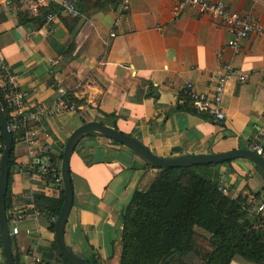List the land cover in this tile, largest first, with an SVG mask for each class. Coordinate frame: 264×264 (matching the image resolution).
<instances>
[{"label": "crops", "instance_id": "crops-1", "mask_svg": "<svg viewBox=\"0 0 264 264\" xmlns=\"http://www.w3.org/2000/svg\"><path fill=\"white\" fill-rule=\"evenodd\" d=\"M58 1L48 5L53 13ZM71 1L79 12L76 18L59 15L46 22L43 8L39 22L31 16L19 20L26 13L16 0H0V62L26 93V106L52 102L57 88L77 101L73 111L35 123L36 150L47 144L57 161L68 134L94 120L132 136L161 157L223 152L253 140L262 147L264 160V137L256 133L264 129L263 35H249L234 53L225 44L230 34L218 19L189 8L173 15L175 0H131L123 12L118 0ZM210 1H221L264 25V4L258 0ZM223 63L232 64L246 80L227 81L220 103L222 120L177 105L185 83L209 90ZM12 155L6 218L17 228L10 236L14 262L65 264L53 248L50 228L61 181H46L29 170L18 137ZM68 171L72 200L64 244L89 264H105L111 243L120 238V212L134 191L148 188L155 170L126 147L90 133L72 150ZM208 171L221 178L230 197L245 196L252 206L264 202L263 181L248 160L232 159ZM228 264L250 263L235 254Z\"/></svg>", "mask_w": 264, "mask_h": 264}, {"label": "trees", "instance_id": "trees-1", "mask_svg": "<svg viewBox=\"0 0 264 264\" xmlns=\"http://www.w3.org/2000/svg\"><path fill=\"white\" fill-rule=\"evenodd\" d=\"M27 17L22 13L19 20ZM31 19L41 20L39 16ZM65 97L76 104L70 96ZM0 104L9 122V109L2 103L1 96ZM10 133L13 145L20 132ZM60 156L61 153L56 161L49 153L55 171L41 175L46 181H52V175H58L55 164L59 163ZM229 161L169 168L145 164L155 170L153 180L145 191H134L120 212V238L111 243L112 253L105 264H228L235 254L250 264H264L263 216L246 211L251 204L245 196L230 197L219 192L218 180L208 171L212 166ZM12 163L11 149L8 166ZM9 195L8 172L5 212L10 204ZM61 202L62 192L55 202V214ZM50 228H53V222ZM53 248L60 261L65 262L55 243ZM11 252L13 255L12 246Z\"/></svg>", "mask_w": 264, "mask_h": 264}, {"label": "built area", "instance_id": "built-area-1", "mask_svg": "<svg viewBox=\"0 0 264 264\" xmlns=\"http://www.w3.org/2000/svg\"><path fill=\"white\" fill-rule=\"evenodd\" d=\"M54 0H16V3L24 12L31 17L40 16V10L45 9L43 20L48 22L59 15H65L76 18L79 12L71 0H59L58 11L53 13L48 6ZM131 0H118L117 8L120 12L127 11L130 7ZM264 4V0H258ZM189 8L199 15L209 16L218 19L225 26L230 37L226 40L232 52L236 53L239 49L240 42L249 35L264 36V25L248 14H240L231 10L221 1L210 0H175L172 6V14L177 15L181 10ZM112 35V34H110ZM230 78H235L237 82L246 80V76L240 73L232 64L223 63L214 72L212 76L211 88L207 91H198L194 86L187 82L181 89V95L177 99V105L186 108L194 113L205 115L212 120L220 121L224 114L220 108L222 95L225 85ZM58 97L48 104L34 103L26 106L24 91L19 90L14 84V77L9 72L7 66L0 62V96L1 101L9 109L8 130L10 132L18 130L20 135L18 139L24 144L26 154L29 158V170L37 174L44 175L55 171L51 166L49 153L50 149L47 144L35 149L37 129L35 123L41 118L53 116L62 111H73L74 106L68 102L64 91L57 88ZM257 135L264 137V129H258ZM3 143L0 142V153ZM246 148L251 149L257 155L262 153V147L255 141L250 140L246 143ZM53 181L59 182L58 175H52ZM217 190L227 195V190L220 183L218 178ZM246 211L252 215L263 216L264 202H259L256 206L247 207ZM9 235H15L17 228L8 225ZM1 259V249H0Z\"/></svg>", "mask_w": 264, "mask_h": 264}, {"label": "water", "instance_id": "water-1", "mask_svg": "<svg viewBox=\"0 0 264 264\" xmlns=\"http://www.w3.org/2000/svg\"><path fill=\"white\" fill-rule=\"evenodd\" d=\"M0 130L2 149L0 153V249L4 264H15L11 252L10 235L4 205L9 171L8 160L12 149V136L8 122L0 104ZM87 133H95L112 140L132 152L144 164L156 168L191 167L195 165L217 164L227 160L243 158L253 164L264 184V160L251 149L238 147L233 150L208 154H182L161 157L151 153L142 143L130 135L106 126L98 121H86L75 127L66 137L59 161L58 173L62 186V202L53 221V236L57 251L67 264H89L67 248L63 241L64 224L71 206L72 190L68 171V159L77 142Z\"/></svg>", "mask_w": 264, "mask_h": 264}]
</instances>
